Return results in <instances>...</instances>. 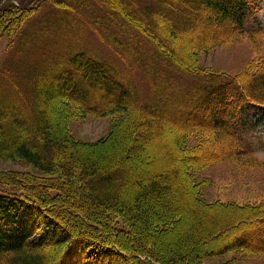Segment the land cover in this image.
<instances>
[{"label": "trees", "instance_id": "16d2710c", "mask_svg": "<svg viewBox=\"0 0 264 264\" xmlns=\"http://www.w3.org/2000/svg\"><path fill=\"white\" fill-rule=\"evenodd\" d=\"M136 1L2 0L0 29L19 30L18 57L31 21L59 22L55 15L61 13L80 20L102 49L60 41L50 52L40 42L29 63L3 62L0 160H18L44 176L15 171L0 180V264H205L231 252H264V238L254 245L245 229H264V208L200 198L192 179L203 166L189 163L195 148L186 142L197 132L211 139L213 132L211 143L228 145L218 161L253 160L249 138L256 135L247 131L255 128L252 108L264 116V65L247 79L230 77L198 68L194 52L241 39L259 42L261 0ZM214 20L225 33L212 32L209 40L203 27L186 51L172 44ZM46 29L64 32L57 25ZM2 80L9 83L6 91ZM161 83L176 86L169 105ZM64 102L100 117L119 115L118 122L102 140L79 143L56 110ZM166 131L174 132L162 149L169 168L146 169L149 146ZM185 220L172 241L163 239ZM242 221L247 225L236 233ZM229 230L233 235L214 248Z\"/></svg>", "mask_w": 264, "mask_h": 264}, {"label": "rangeland", "instance_id": "374dc122", "mask_svg": "<svg viewBox=\"0 0 264 264\" xmlns=\"http://www.w3.org/2000/svg\"><path fill=\"white\" fill-rule=\"evenodd\" d=\"M18 3V0H13V2ZM78 5H87V0H75ZM129 2V0H125ZM133 5L138 4L136 0H130ZM2 0H0L1 5ZM14 2V3H15ZM172 2V0H171ZM170 2V3H171ZM174 2V1H173ZM130 3V2H129ZM262 12L259 15V20L264 25V0H261ZM175 4V3H173ZM131 5V4H130ZM176 5V4H175ZM177 6V5H176ZM132 7V5H131ZM177 8H179L177 6ZM132 10H135L132 7ZM180 10V8H179ZM141 16L142 14L137 11ZM80 15L86 14V10L81 9L79 12ZM36 17V16H35ZM55 17L61 19L59 22L54 20L53 17L48 18L47 22L38 21L33 23L35 20H32V25L26 26L28 29L27 32H24L25 36L20 41V46L22 47V54L18 57V31L11 32L12 26L9 28L0 29V69L3 68L5 62L10 64L17 63L21 61L25 64L29 63L37 55L35 53L37 50L36 45L40 42L49 45L48 48H45L44 51L53 52L57 46L54 42L67 41L69 43L78 42L79 40L86 41L91 47H98L102 49V46L99 45L98 39L95 37V34L88 32L83 25H79V21L76 18H73L68 14H56ZM50 23V21H52ZM62 20L67 25H61ZM40 22V23H39ZM57 25L64 32L63 34L50 31L46 32V28L49 26L52 27ZM72 28H70V26ZM197 32L179 34V38L176 40L172 39V44L182 46L183 50H187L193 46L192 40L195 35L200 36L202 33V28L206 27V36L211 40V33H218L222 35L224 32V27L219 26L217 21H212L209 26L199 25ZM4 27H6L4 25ZM25 27V28H26ZM152 31H156L153 29ZM22 34V35H23ZM165 37V34H164ZM259 42H252L248 39H241L239 41H228L220 44L218 47L213 48L207 51H196L194 52L195 65L200 69L210 70L214 72H219L226 74L230 77H239L242 79H247V77L254 75L257 69H260L264 65V37L258 40ZM15 50L10 53L11 48ZM37 47H40L37 45ZM128 48V46H127ZM16 52L15 56L12 57L13 53ZM43 52V50H42ZM192 52V51H191ZM40 57L41 54H38ZM12 57V58H11ZM42 59V57H41ZM4 62V63H3ZM121 70L128 72L132 77L138 76L139 72H134V70H129L119 62ZM264 67V66H263ZM264 73V72H263ZM15 76L18 77V73H15ZM139 77V76H138ZM159 80V79H158ZM162 92L167 99L165 103L169 105L172 103V96L174 95L175 85L169 86L167 84L161 83ZM9 83L6 80H2L1 88L2 90L9 88ZM160 92V93H162ZM62 106V108H61ZM60 113L64 120V125L67 133L70 138L79 143H94L98 140L105 138L113 128L114 124L118 122L119 115L113 116H96L91 113L82 112L81 108L76 104L71 102H64L58 107ZM251 117L255 120V128L249 129L248 134L252 135V132H255L254 138H249V141L252 143L253 148L250 149L252 153L253 160H247L245 162H237L232 158L226 159L223 161H218L220 157L218 154L221 153L223 147L228 149L227 143L223 145L220 143H211L214 139V133L211 134V139L206 133L203 135L201 132L192 134L188 138L187 146L194 147L195 151L189 153L188 157H194L189 160V163L192 167L202 168L194 170L193 173V183L195 187L199 190V196L204 201L211 204L222 203L224 205H237L246 208H255L260 210L261 207L264 208V116L260 113V108L254 107L251 111ZM255 129V130H254ZM173 132V131H172ZM210 134V133H207ZM164 135V134H163ZM174 135L170 131H166L164 136L158 138L154 137L156 141H153L152 145L149 146L147 150L146 169L152 170L153 168L161 171V169H168V165L164 164L162 157V149L164 147V141L166 142ZM210 141V143L208 142ZM192 149V148H191ZM190 149V150H191ZM157 162V163H156ZM165 169V170H166ZM27 172L35 177L44 176L40 172H37L31 166L24 164L23 162L9 161V160H0V180L3 182L4 178L10 176V172ZM8 179V183H9ZM12 184V183H11ZM197 192V190H195ZM258 208V209H257ZM155 211V208H153ZM258 210V211H259ZM262 211V210H260ZM208 213V212H207ZM213 216L219 217L222 219L225 215L222 212L211 211ZM248 219H245L247 221ZM186 221V220H185ZM245 221H242L240 230L236 233H240L242 228L247 225ZM249 221V220H248ZM247 221V222H248ZM188 221L183 222L182 224L176 227V230L173 234L163 235L164 240L172 241L173 238L179 233V229L183 228ZM250 228V229H248ZM245 229H248L251 232L253 244L257 245L256 240L264 238V229L263 226L260 228V225L251 226L250 224ZM259 234V237H256L255 234ZM260 231V232H259ZM233 235V231L229 230L224 234H220L215 240V247L220 243V239L224 237ZM227 239V238H226ZM218 240V241H217ZM225 241V240H224ZM258 241V240H257ZM165 243V242H164ZM213 244V241L209 242V247ZM207 246V245H206ZM260 249V248H259ZM205 264H264V252L260 250L255 251H240V252H231L222 256L208 257L204 259Z\"/></svg>", "mask_w": 264, "mask_h": 264}]
</instances>
